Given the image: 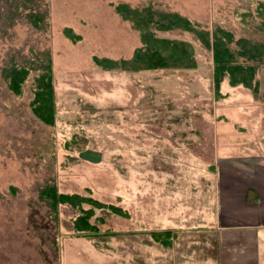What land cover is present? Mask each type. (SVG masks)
Instances as JSON below:
<instances>
[{
    "label": "rangeland",
    "instance_id": "obj_1",
    "mask_svg": "<svg viewBox=\"0 0 264 264\" xmlns=\"http://www.w3.org/2000/svg\"><path fill=\"white\" fill-rule=\"evenodd\" d=\"M118 3H152L207 28L219 24L234 39L264 42V0H0V264L220 262L217 166L264 161L262 73L256 97L227 80L215 97L211 53L177 30L154 35L191 43L194 69L101 71L92 56L127 58L141 46L114 12ZM30 12L45 15L43 30L29 23ZM64 28L80 39L71 43ZM47 54L53 126L28 107ZM12 61L35 63L20 96L1 75ZM52 182L127 217L96 210L99 234L76 237L78 212L62 205L55 219L38 198ZM163 230L173 231L172 241L155 242L151 233Z\"/></svg>",
    "mask_w": 264,
    "mask_h": 264
},
{
    "label": "trees",
    "instance_id": "obj_2",
    "mask_svg": "<svg viewBox=\"0 0 264 264\" xmlns=\"http://www.w3.org/2000/svg\"><path fill=\"white\" fill-rule=\"evenodd\" d=\"M111 6L123 22L129 23L130 28L139 33L141 46L133 49L127 58L92 56L93 65L97 69L125 72L194 69L196 61L191 43L154 35L155 32L177 30L193 35L200 45L211 53L212 87L215 97H223L220 85L224 80H227L230 87L241 86L250 90L255 97L258 95L259 84L256 74L260 65L264 63V42H252L243 37L234 39L232 32L219 24H212L207 28L190 21L176 11L155 8L152 3L143 4L141 7H131L127 3ZM26 18L36 30L44 29V14L30 12ZM63 34L73 44L80 39L70 28H64ZM34 66L35 63L17 64L12 61L2 68L1 75L10 93L15 96L22 94ZM38 67L39 73L32 78V96L28 107L39 121L47 126H53L56 117V95L52 60L48 54ZM38 198L45 202L55 219L62 205H67L78 212L72 223L76 237L99 234V229L91 222L96 210L127 217L123 209L97 201L91 196L60 192L54 182L43 186L38 192ZM97 219L99 218H94ZM151 235L157 243L163 240L170 242L174 237L171 230L152 232Z\"/></svg>",
    "mask_w": 264,
    "mask_h": 264
},
{
    "label": "crops",
    "instance_id": "obj_3",
    "mask_svg": "<svg viewBox=\"0 0 264 264\" xmlns=\"http://www.w3.org/2000/svg\"><path fill=\"white\" fill-rule=\"evenodd\" d=\"M217 168L219 264H264V161Z\"/></svg>",
    "mask_w": 264,
    "mask_h": 264
}]
</instances>
